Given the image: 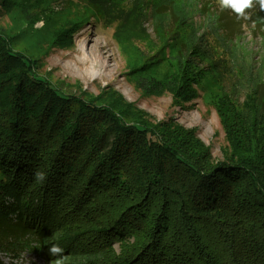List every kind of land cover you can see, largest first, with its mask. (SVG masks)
<instances>
[{"label": "trees", "instance_id": "1", "mask_svg": "<svg viewBox=\"0 0 264 264\" xmlns=\"http://www.w3.org/2000/svg\"><path fill=\"white\" fill-rule=\"evenodd\" d=\"M77 1L101 12L106 0ZM16 4L0 0V11ZM250 20L264 29V13ZM214 63L224 70L226 59ZM228 67L233 89L217 109L227 149L214 160L189 131L162 124L159 135L156 125L56 89L0 36V224L14 216L40 254L80 213L99 214L107 228L94 241L114 233L126 246L89 264H264L263 70L240 102ZM120 187L137 196L113 201ZM21 239L0 240V252L28 246Z\"/></svg>", "mask_w": 264, "mask_h": 264}, {"label": "rangeland", "instance_id": "2", "mask_svg": "<svg viewBox=\"0 0 264 264\" xmlns=\"http://www.w3.org/2000/svg\"><path fill=\"white\" fill-rule=\"evenodd\" d=\"M201 1L106 0L99 12L85 1L16 0V5L0 11V36L56 89L128 114V121L137 120L147 128L164 124L169 132L189 131L211 159L221 160L227 142L217 109L233 89L231 62L240 102L250 84L261 80L263 70L259 97L264 107V29L251 20L234 21L235 14L221 11L216 0ZM204 2L209 3L200 8ZM256 11L258 5L248 13L252 17ZM57 31L60 37L55 39ZM98 46L113 55L110 71L94 66L98 71L92 76L91 68L77 70L75 62ZM219 54L226 59L224 70L214 63ZM155 132L163 134L162 129ZM110 196L128 203L137 196V188L128 192L120 187ZM80 214L60 229L58 238L47 237L52 240L47 249L50 243L65 245L63 264H89L126 246L119 243L122 238L115 241L114 233L109 241H94L95 233L107 226H102L99 214L85 218ZM8 218L0 224L1 242L22 237L28 246L0 252L2 264H50L55 259L48 251L32 250V236L14 216ZM68 237L73 241H66Z\"/></svg>", "mask_w": 264, "mask_h": 264}, {"label": "clouds", "instance_id": "3", "mask_svg": "<svg viewBox=\"0 0 264 264\" xmlns=\"http://www.w3.org/2000/svg\"><path fill=\"white\" fill-rule=\"evenodd\" d=\"M216 3L221 11L228 9L235 14L237 20H250L251 16L248 10L253 9L258 5V11L264 13V0H216ZM34 179L37 182L43 183L46 180V173L36 171ZM48 253L51 257H55L50 264H63L64 249L56 243H50Z\"/></svg>", "mask_w": 264, "mask_h": 264}, {"label": "bare ground", "instance_id": "4", "mask_svg": "<svg viewBox=\"0 0 264 264\" xmlns=\"http://www.w3.org/2000/svg\"><path fill=\"white\" fill-rule=\"evenodd\" d=\"M90 41V40H89ZM114 62L113 55L111 51L105 49L102 46H98L95 51H91L84 56L80 61L75 62L76 69L78 70V66L84 67V69L89 70L91 68V75H97L98 70H94L93 67H101L104 69V72L107 73L111 69V63ZM95 71V72H94ZM100 75V74H99Z\"/></svg>", "mask_w": 264, "mask_h": 264}]
</instances>
